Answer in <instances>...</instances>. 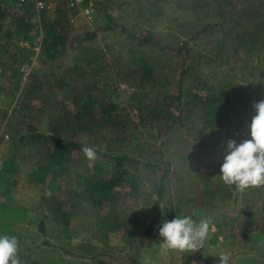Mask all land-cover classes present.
<instances>
[{
	"label": "trees",
	"instance_id": "1",
	"mask_svg": "<svg viewBox=\"0 0 264 264\" xmlns=\"http://www.w3.org/2000/svg\"><path fill=\"white\" fill-rule=\"evenodd\" d=\"M127 1L130 0H99L93 30L82 24L81 28L86 31L82 35L78 31L80 29L71 22L73 12L70 9L43 11L38 22L31 5H17L15 0H0V42L5 32L9 41L15 36L17 39L27 36L32 40L39 33V28L42 29V64L49 71V74L29 75L23 86L19 84L21 78L14 77V88L10 94L14 95L12 104L16 99L15 105L10 114L11 103L8 108L0 106V129L6 121L8 131L19 143L39 141L49 154L43 160L49 159L55 164L49 171L38 167L31 173L41 186L39 202L32 207L37 216L27 222H36V231L39 236H43V240L32 245L27 242L25 234H13L20 242L22 264H109L104 259L110 255L112 247L108 243V234L104 233L101 237V246L92 242L97 237L95 225L99 216H102V224L110 231H121L127 236L134 243L136 253L145 246L162 244L159 228L165 222L166 208L163 201L169 190V178L179 180L180 177L171 176L170 164L156 156V160L152 159L146 141L142 142L132 131L135 126L133 121L122 118L117 112L119 103L116 101L118 95L113 80L116 78L143 90L158 85L153 52L163 45L154 32L153 24L146 28L140 27L139 22L146 15L151 20L162 19L167 9L174 7L191 17L184 22V25H190L191 33L183 41L181 75L183 80H190L193 90L191 101L200 111L199 116L189 124L191 127H185L186 116H183V127L188 130V137L183 136V151L178 150V167L183 166V181L188 180L191 174L188 169H196L201 164L192 154L193 143L197 141L202 147L208 148L207 140L210 137L236 127L241 121L239 111L243 107L252 110L250 125L238 135L236 143L239 145L251 139V122L257 114L254 105L264 101V0H134L129 11L131 18L122 23L112 10L122 9L129 3ZM98 32L125 33L137 47L138 54L129 58V63L121 64L112 44L94 42ZM197 39L206 41L205 47H208L205 52L191 48L190 40ZM68 50L71 54L70 63L61 71L54 70V63L60 61ZM26 52L24 50V58H27ZM242 54L256 60V65L249 72L254 78L252 81L237 80L222 70H234L242 60ZM55 85L62 87L61 91L72 107L61 101V115L55 117L56 125H59L55 126L54 133H46L37 130L32 119L38 118L40 112L48 109L47 101L54 97ZM185 95L183 88L177 96L164 98L175 102ZM163 100L155 97L150 98L149 103L146 99H141V102L151 116L157 118L162 115L163 124H159L160 127L163 125L171 130L178 121L172 110H165ZM187 102L190 103V100ZM34 110H38V113L35 114ZM85 143L94 146L99 159L107 161L109 167L100 168L98 164L88 166V172L81 181L76 177L71 178L63 189L60 186H46L45 173L64 171L72 161V154L83 155L81 146ZM1 187L0 203L5 193ZM117 189H121L120 197L125 200L132 199L134 203L143 201L149 205L148 216L143 224H139L138 219L128 213L127 206L117 198ZM255 191L263 192L264 195L263 189ZM201 192L212 195L209 187ZM262 195L255 201L260 203L259 212L264 214ZM5 203L0 204L1 212L9 210L13 214L15 208ZM11 227L9 224L8 228ZM260 228L264 230V227ZM85 230L84 239L74 242L75 234ZM257 240L258 251L252 247L245 249L240 255L246 256L249 262L244 260L238 264H264V238L258 234ZM218 257L219 254L214 256V264H218ZM133 263H136L134 257L129 264Z\"/></svg>",
	"mask_w": 264,
	"mask_h": 264
},
{
	"label": "rangeland",
	"instance_id": "2",
	"mask_svg": "<svg viewBox=\"0 0 264 264\" xmlns=\"http://www.w3.org/2000/svg\"><path fill=\"white\" fill-rule=\"evenodd\" d=\"M127 2L129 3L125 4L122 9L112 10L117 20L122 23L131 18L129 11L134 0ZM190 18L188 13H183V11L174 7H169L162 19L151 20L146 15V18L139 22L140 27L146 28L149 24H153L155 27L154 32L163 45L153 52L154 65L157 70L156 76L159 81L158 85L153 89L143 90L113 78L115 80L114 90L118 95L116 99L119 103L117 112L122 118H130L133 121L135 126L132 131L135 132L142 142L146 141L148 149L151 151L152 159L156 160L157 157L159 160L170 164L171 176L173 174L180 177L179 180L173 177L169 178V190L166 191L163 201V206L166 208L165 222L171 221L178 216H190L197 223L203 218H208L214 230L209 231L204 246L195 253L173 252L162 248L161 245L145 246L136 253L134 243L121 231H110L107 226L102 224V216H99L97 225H95L97 237L93 238L92 242L97 246H101V237L104 233L108 234V243L112 247L109 250L110 255L108 254V257L104 259H107L109 264H129L130 259L133 257L136 259V263L133 264H214V256L217 257L221 252L231 254L229 264H238L239 262H244V260L249 262L246 256L240 255L245 249L252 247L257 248L254 251H258V234L262 239L264 238V230H260V227H264V214L259 212L260 203L255 201L263 193L255 190L259 188L264 191V186L239 192L233 187L227 186L220 178L221 166L224 162V157L228 154L227 142L229 140L236 142L238 135L249 128V119L252 113L250 107H243L239 111L241 121L236 125L237 128L232 127L225 130L223 134L214 136L215 138L209 136V141L207 140L208 148L202 147L197 141L193 143L192 154L201 164H198V167L193 170L192 168H187L191 172L188 180L183 181V166L178 167V157L180 156L178 150L183 151V136L188 137L186 132L188 130L185 127L195 117L199 116L200 111L195 106V102L191 101L193 90L190 88V80L188 78L183 80L181 75L183 69V41L188 39L189 33H191L190 25H184V22ZM74 26L80 29L78 30L80 34L83 35L86 32L81 28L83 25L79 20ZM85 27L93 30L92 26L86 25ZM6 35L5 32V36L1 37L0 42V84L2 86L0 89V106L8 108L11 103V107H9L10 114L16 102L15 99L12 104L14 95L10 94L14 88V77L21 78L19 84L23 86L29 75L34 73L49 74V71L42 64L44 53L42 51V42L40 44L38 41L39 33L32 40L27 36H23L20 39L15 36L11 38L12 41H9ZM94 42L101 45H105V43L112 44L114 50L116 49L121 64L129 63V58L138 54L136 52L137 47L129 41L123 32H98ZM205 42V40L202 41L201 39H197V41L190 40V46L200 50V52H205L204 50L208 47H205ZM24 50L27 51L25 53L27 58H24ZM14 53H17L16 56H11ZM242 56V60L238 62L234 70H229L228 68L222 70L227 76L232 74L237 80L252 81L254 78L249 75V72L252 66L256 65V60L252 56L245 54H242ZM70 61L71 54L70 50H68L60 61L58 60V62L54 63L53 69L61 71L62 68H66ZM211 66L217 67L214 64ZM216 71L218 74V69ZM183 88L186 91V95L180 101L171 102L169 99L164 98L170 95L177 96L180 89L183 90ZM53 89L56 93L54 97L47 101L49 103L48 109L40 112L38 118L32 119V122L36 124L37 130L46 133H54L55 126L59 125H56L55 117L61 115V109L63 108L61 101L64 100L67 102V106L72 107L71 103H68L67 96L61 91L62 87L55 85ZM155 97L164 99L165 110L169 108L176 116L175 120L178 123L171 130L163 125L160 127L159 124L163 122L162 115L157 118L151 116L147 113L148 108L142 105L141 99H146V102L149 103V99ZM187 100H190V103ZM159 111L161 112V108ZM34 112L37 114L38 110H34ZM183 116H186L184 119L185 127H183ZM52 118L54 121H51ZM179 120L182 121L180 122ZM5 123L6 121L0 129V161L3 164V170L0 173V186L5 190L1 203L6 202L4 205L8 204L15 209L17 208V210L15 211L14 209L13 214L9 210L2 212L0 210V235L25 234L27 242L35 245L43 240V236H39L36 231L35 221L31 224L27 221L30 218L34 220L37 216L33 208L39 202V186L41 184L36 183L31 173L36 171L38 167L49 171L55 164L49 159L43 160L49 154L42 143L36 140L27 144L19 143L8 131ZM240 125L241 127L238 128ZM190 140L193 141L191 138ZM71 157L72 161L64 171L45 173L47 177L45 176L46 181L44 184L46 186H60L63 189L67 180L71 178L74 179L76 177V179L78 178L81 181L82 176L88 172V166L92 167L98 164L100 168L101 166L103 168L109 167V163L103 159L90 162L78 153L72 154ZM220 158H222V161H220ZM177 170L181 172L176 173ZM207 187L212 189V195L201 192ZM117 190V198L122 204L127 206L128 213L134 215L138 219L139 224H143L148 216L147 206L149 205L143 201L134 203L132 199L125 200L120 197L121 189ZM198 192H201V194ZM262 196L264 198V195ZM260 216L261 218H259ZM9 224L12 225L11 228H8ZM138 229V231L141 230L139 227ZM86 233L87 230L79 234L76 233V236L73 237L74 242L82 241ZM35 236H37L36 239Z\"/></svg>",
	"mask_w": 264,
	"mask_h": 264
},
{
	"label": "clouds",
	"instance_id": "3",
	"mask_svg": "<svg viewBox=\"0 0 264 264\" xmlns=\"http://www.w3.org/2000/svg\"><path fill=\"white\" fill-rule=\"evenodd\" d=\"M254 107L257 114L251 122V139L239 145L229 140L228 154L221 166L222 181L239 192L264 186V101ZM81 151L90 162L100 158L97 149L87 143L82 144ZM210 230L214 227L208 218L197 223L190 216H178L159 228L161 247L173 252L195 253L204 246ZM218 258V264H229L227 253H219ZM0 264H22L20 242L15 235H0Z\"/></svg>",
	"mask_w": 264,
	"mask_h": 264
},
{
	"label": "built area",
	"instance_id": "4",
	"mask_svg": "<svg viewBox=\"0 0 264 264\" xmlns=\"http://www.w3.org/2000/svg\"><path fill=\"white\" fill-rule=\"evenodd\" d=\"M99 0H15L17 5H31L36 12V20L41 21L40 14L43 11H54L57 8H67L72 10L71 22L92 26L95 21L96 5ZM43 40V30L39 28L38 41ZM8 137V135H6ZM3 164L0 161V173Z\"/></svg>",
	"mask_w": 264,
	"mask_h": 264
},
{
	"label": "crops",
	"instance_id": "5",
	"mask_svg": "<svg viewBox=\"0 0 264 264\" xmlns=\"http://www.w3.org/2000/svg\"><path fill=\"white\" fill-rule=\"evenodd\" d=\"M6 185V184H5Z\"/></svg>",
	"mask_w": 264,
	"mask_h": 264
}]
</instances>
